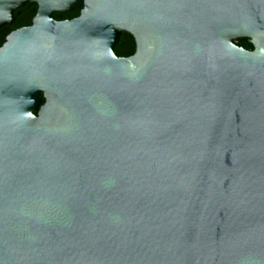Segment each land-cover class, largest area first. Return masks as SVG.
I'll use <instances>...</instances> for the list:
<instances>
[{
  "label": "water",
  "instance_id": "obj_1",
  "mask_svg": "<svg viewBox=\"0 0 264 264\" xmlns=\"http://www.w3.org/2000/svg\"><path fill=\"white\" fill-rule=\"evenodd\" d=\"M28 2L0 46V264H264V0H0V28Z\"/></svg>",
  "mask_w": 264,
  "mask_h": 264
},
{
  "label": "flooded vegetation",
  "instance_id": "obj_2",
  "mask_svg": "<svg viewBox=\"0 0 264 264\" xmlns=\"http://www.w3.org/2000/svg\"><path fill=\"white\" fill-rule=\"evenodd\" d=\"M39 5L37 3H26L22 7L15 10V20L13 23H8L4 25L3 31L5 34V39L9 33L12 31L25 27L30 26L34 22V18L38 12ZM85 9V4H81L80 6L71 9V10H55L53 12V18L56 21H70L77 19L83 15V11ZM0 28V30L2 29ZM131 36L133 35L129 32L122 31L119 35V39L115 45V51L118 56L120 57H128L132 55L136 50V43L133 37L134 45H131ZM5 42V41H4Z\"/></svg>",
  "mask_w": 264,
  "mask_h": 264
},
{
  "label": "trees",
  "instance_id": "obj_3",
  "mask_svg": "<svg viewBox=\"0 0 264 264\" xmlns=\"http://www.w3.org/2000/svg\"><path fill=\"white\" fill-rule=\"evenodd\" d=\"M7 33V32H6ZM4 31H3V28L0 30V46L4 43V41L6 40L5 39V34ZM236 43H238L239 45H242L244 46L245 48L247 49H253L254 46L253 44L249 41L248 38H239V39H236L235 40ZM131 45L133 47L134 45V42H133V37L131 36Z\"/></svg>",
  "mask_w": 264,
  "mask_h": 264
}]
</instances>
